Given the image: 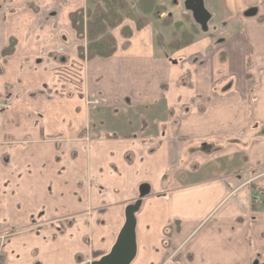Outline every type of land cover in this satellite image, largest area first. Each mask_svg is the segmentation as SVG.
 <instances>
[{
    "label": "crops",
    "instance_id": "crops-1",
    "mask_svg": "<svg viewBox=\"0 0 264 264\" xmlns=\"http://www.w3.org/2000/svg\"><path fill=\"white\" fill-rule=\"evenodd\" d=\"M83 6L0 0L4 264L99 261L143 189L130 264H264V0L220 21L203 3L207 29L226 35L179 49L168 47L176 38L157 43L151 15L139 31L124 20L131 37L115 29V54L91 61L68 22ZM160 104L159 136L104 117Z\"/></svg>",
    "mask_w": 264,
    "mask_h": 264
},
{
    "label": "rangeland",
    "instance_id": "rangeland-1",
    "mask_svg": "<svg viewBox=\"0 0 264 264\" xmlns=\"http://www.w3.org/2000/svg\"><path fill=\"white\" fill-rule=\"evenodd\" d=\"M127 1L130 7L133 9L134 17L137 19L138 18L143 19V16H142L143 14L136 7V1L134 0H127ZM184 1L185 0H158L160 5H165L163 7H160L162 8L163 12L159 13L158 17H153L152 15L149 16V21L154 23L153 25L155 26V28L153 30H154V34L156 35V37L161 36L162 38L164 37L165 39H169V40L171 39L173 40L175 38L176 40H179L181 39L182 34H188L193 38L194 35H200V36L207 35V34L214 35L216 33L214 35L215 39H221L226 35V33H224L225 31H220V30L213 31L211 29L208 30L207 26L205 27V29H202L201 26L198 25L193 19L192 13L186 9ZM202 1L205 7L207 6L208 10L209 11L211 10L214 13L213 16L214 18H216L217 21L224 20L229 17L235 18V17L240 16L242 18L244 16V12L243 13L241 12L242 14L239 12L244 0H202ZM87 7H91V5L89 4L87 0H84V6L80 9L84 10ZM167 7L171 9L172 11L176 12V19H179L181 21L179 22V24L178 23L173 24V25L171 24L172 20L170 16L172 15L167 13ZM260 11L263 12L264 9H260ZM69 14H68V17H69ZM259 18H261V14H257L254 19L258 20ZM125 20L129 21V19H125ZM68 22H69V19H68ZM69 25H70V22H69ZM220 26L221 25H215V26L213 25V27L211 26V28H217V27L219 28ZM228 30L229 32L234 31L232 29H228ZM113 31H111V34ZM219 32H222V34L219 35L220 34ZM82 43L84 47L85 41L83 40ZM96 105H98V103ZM157 107L158 109L154 107L153 109L151 108L149 110H141V109H134V108L127 109L126 107H122V108L120 107L119 109L116 108L113 111H108V110L105 111L104 117L112 116L117 123L121 122L122 125L124 124V122H128L129 126L124 125L123 128L126 129L129 127L128 130H130L131 133L145 134V131H146L147 134H153L155 136H159L161 131L165 128V126L163 125L161 126L160 121L163 122V120H165V122L163 123H166V121H168L169 115L165 110L160 109L161 104L158 105ZM110 112H111V115H110ZM100 120L101 122L104 121L102 120V117ZM107 120L109 121L110 118H107Z\"/></svg>",
    "mask_w": 264,
    "mask_h": 264
},
{
    "label": "trees",
    "instance_id": "trees-1",
    "mask_svg": "<svg viewBox=\"0 0 264 264\" xmlns=\"http://www.w3.org/2000/svg\"><path fill=\"white\" fill-rule=\"evenodd\" d=\"M91 7L79 9L69 14L71 29L76 39L85 41V46L77 48V56L80 60L91 61L94 59H109L116 52V42L111 31L120 28L123 38H130L132 32L127 27H122L125 19L133 20L135 29L141 30L145 21L134 17L133 9L127 0H87ZM137 9L144 15L158 17L162 8L156 6V0H134ZM193 38L188 34H182L181 39L174 40L169 48L179 49L191 43ZM162 39L157 37V43ZM15 48V41L11 40L9 46L1 53L3 60L11 55Z\"/></svg>",
    "mask_w": 264,
    "mask_h": 264
},
{
    "label": "water",
    "instance_id": "water-1",
    "mask_svg": "<svg viewBox=\"0 0 264 264\" xmlns=\"http://www.w3.org/2000/svg\"><path fill=\"white\" fill-rule=\"evenodd\" d=\"M185 6L192 13L195 22L202 29H205L208 16L203 8L202 2L200 0H186ZM248 15H254V13H248ZM146 193L147 189H143L140 197H144ZM141 198L127 209L125 223L110 253L91 264H130L134 260L136 255L135 213L141 204Z\"/></svg>",
    "mask_w": 264,
    "mask_h": 264
},
{
    "label": "built area",
    "instance_id": "built-area-1",
    "mask_svg": "<svg viewBox=\"0 0 264 264\" xmlns=\"http://www.w3.org/2000/svg\"><path fill=\"white\" fill-rule=\"evenodd\" d=\"M6 104L2 101H0V109H4ZM251 202L254 206L260 207L263 203V197L261 194H254L253 197L251 198ZM3 254L0 248V264H3Z\"/></svg>",
    "mask_w": 264,
    "mask_h": 264
},
{
    "label": "flooded vegetation",
    "instance_id": "flooded-vegetation-1",
    "mask_svg": "<svg viewBox=\"0 0 264 264\" xmlns=\"http://www.w3.org/2000/svg\"><path fill=\"white\" fill-rule=\"evenodd\" d=\"M4 240L3 238H0V248H1V251H2V254H3V264L5 262V256H4V253H3V243H4ZM91 264V263H90Z\"/></svg>",
    "mask_w": 264,
    "mask_h": 264
}]
</instances>
